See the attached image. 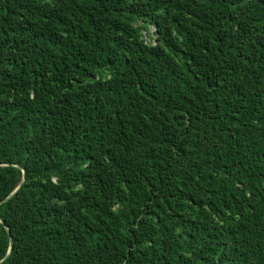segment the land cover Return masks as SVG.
I'll return each mask as SVG.
<instances>
[{
  "label": "trees",
  "instance_id": "16d2710c",
  "mask_svg": "<svg viewBox=\"0 0 264 264\" xmlns=\"http://www.w3.org/2000/svg\"><path fill=\"white\" fill-rule=\"evenodd\" d=\"M0 264H264V0H0Z\"/></svg>",
  "mask_w": 264,
  "mask_h": 264
},
{
  "label": "water",
  "instance_id": "95a60500",
  "mask_svg": "<svg viewBox=\"0 0 264 264\" xmlns=\"http://www.w3.org/2000/svg\"><path fill=\"white\" fill-rule=\"evenodd\" d=\"M11 249H12V241L10 242V248H9V251H8L6 256H8L9 252L11 251Z\"/></svg>",
  "mask_w": 264,
  "mask_h": 264
}]
</instances>
